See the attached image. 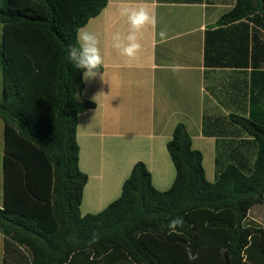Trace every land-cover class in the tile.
<instances>
[{
    "label": "trees",
    "instance_id": "obj_1",
    "mask_svg": "<svg viewBox=\"0 0 264 264\" xmlns=\"http://www.w3.org/2000/svg\"><path fill=\"white\" fill-rule=\"evenodd\" d=\"M108 1L0 0L3 264H107L115 254L129 264H249L250 244L264 239V228L248 219L264 202V121L253 116L205 114L203 123L205 137L240 128L253 138V160L224 153L235 140L218 141V176L210 182L203 153L179 124L167 144L176 169L169 190L156 189L147 165L137 162L116 201L82 214L89 177L80 168L78 122L96 104L84 98L67 46ZM240 21L253 24L256 67V53L264 54V0H236L219 25ZM176 216L184 225L170 233Z\"/></svg>",
    "mask_w": 264,
    "mask_h": 264
},
{
    "label": "crops",
    "instance_id": "obj_2",
    "mask_svg": "<svg viewBox=\"0 0 264 264\" xmlns=\"http://www.w3.org/2000/svg\"><path fill=\"white\" fill-rule=\"evenodd\" d=\"M137 2L109 0L86 25L100 37L105 63L103 80L84 81L83 96L96 108L82 113L78 122L80 168L89 177L83 215L98 214L116 201L137 162L147 165L156 189L169 190L176 169L167 144L177 125H185L194 149L203 153L207 179L214 182L218 141L235 140L224 145V153L250 154L251 160L256 146L252 137L233 126L229 137H205L204 115L226 118L235 114L264 121V54L256 53L258 66H253V24L219 25L236 0H157V24L142 33V51L129 61L111 47L110 38L128 30L119 7ZM162 30L166 32L163 40L159 36ZM261 37L264 41V31ZM172 65H179L180 70L171 71ZM0 148L3 155V124ZM3 194L1 167L0 199ZM258 207L264 208V202L250 210L248 219L264 228L256 215ZM3 256L0 236V264ZM112 256L107 264H129L120 255ZM246 260L264 264V239L256 237Z\"/></svg>",
    "mask_w": 264,
    "mask_h": 264
},
{
    "label": "clouds",
    "instance_id": "obj_3",
    "mask_svg": "<svg viewBox=\"0 0 264 264\" xmlns=\"http://www.w3.org/2000/svg\"><path fill=\"white\" fill-rule=\"evenodd\" d=\"M157 0H138L135 4H124L119 7V14L126 19L128 30L126 33L115 32L111 35V47L129 61L135 60L141 53L143 44L142 33L149 27L157 24L156 9ZM159 36L163 40L166 32L161 31ZM100 37L87 26L79 27L75 34V43L69 44L68 59L74 68L81 70L85 82L97 77L103 80L104 57L101 53ZM171 71H179V65L169 66ZM184 225V219L180 216L172 218L167 228L174 232Z\"/></svg>",
    "mask_w": 264,
    "mask_h": 264
},
{
    "label": "rangeland",
    "instance_id": "obj_4",
    "mask_svg": "<svg viewBox=\"0 0 264 264\" xmlns=\"http://www.w3.org/2000/svg\"><path fill=\"white\" fill-rule=\"evenodd\" d=\"M264 208H257V211H256V215L259 217V219L262 221V222H264V214H262V213H264Z\"/></svg>",
    "mask_w": 264,
    "mask_h": 264
}]
</instances>
